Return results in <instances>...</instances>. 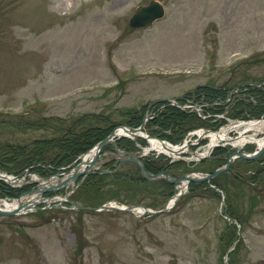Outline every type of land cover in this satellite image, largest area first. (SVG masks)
I'll list each match as a JSON object with an SVG mask.
<instances>
[{
  "label": "rangeland",
  "instance_id": "rangeland-1",
  "mask_svg": "<svg viewBox=\"0 0 264 264\" xmlns=\"http://www.w3.org/2000/svg\"><path fill=\"white\" fill-rule=\"evenodd\" d=\"M153 1L164 5L165 17L133 29L136 9ZM158 99L166 101L149 109ZM171 115L183 119L168 127ZM262 115L264 0H0L1 144L65 134L71 141L77 135L68 128L78 121L76 134L113 126L105 140L119 128L146 124V134L188 146L176 158L146 152L144 137L116 136L102 149L100 166L61 192L41 191L55 180L38 176L64 178L76 160L50 163L57 174H13L23 180L11 198L36 197L40 209L51 198L60 207L0 214V264H264V152L239 156L262 148L220 145L199 158L209 139L193 135ZM42 117L64 124L3 122ZM130 153H142L145 170L162 178L145 177L124 157ZM228 161L213 179L181 187L186 175H211ZM180 192L169 212H146L165 210ZM113 202L133 211L103 208Z\"/></svg>",
  "mask_w": 264,
  "mask_h": 264
},
{
  "label": "trees",
  "instance_id": "trees-1",
  "mask_svg": "<svg viewBox=\"0 0 264 264\" xmlns=\"http://www.w3.org/2000/svg\"><path fill=\"white\" fill-rule=\"evenodd\" d=\"M241 106L243 110L247 108L245 104ZM182 119L183 118L181 117V115H179L178 117L171 115L169 117H166L165 124H167L166 126L171 127L177 124L175 120L182 121ZM63 121L64 120L58 117H42L37 122L36 120L32 122L26 119L23 120L22 118L20 120L14 119V121L4 120L3 122L4 124L11 122L12 125L19 123L24 124L26 126L32 125L31 127L33 128H38L41 126L45 128H52L57 123L63 125L64 124ZM79 124L80 123L78 121H75L72 124L73 125L71 127L72 129L68 128L71 131L68 134L73 133L74 135H77L75 136L74 140L71 141L67 140L68 137L67 134H65L63 136L62 135L58 136L59 138L52 137V138L38 139L30 145H15L13 143L11 144L0 143L1 145L0 169L12 174L15 173L18 174L25 168H29L31 171L43 172L44 169L46 168V165H49L50 169L45 171L46 174L48 173L55 174L56 173V171L54 170L55 168H53V166L50 163H54V164L58 163L56 165L59 164L69 165L73 163L79 155L85 153L86 151L91 149L97 142L103 140L105 136L108 135L113 129V126L110 127L108 126V128H100V129L86 128L81 132H77L78 134H76L77 125ZM50 158H52V160L51 162H48ZM91 178L94 179L96 178V176H92ZM262 182L263 181H261L260 184ZM89 186L90 185H88L87 183L85 185V188L88 189ZM2 191L4 193L10 194L16 190L7 189L3 187ZM238 218H240V216Z\"/></svg>",
  "mask_w": 264,
  "mask_h": 264
},
{
  "label": "bare ground",
  "instance_id": "bare-ground-1",
  "mask_svg": "<svg viewBox=\"0 0 264 264\" xmlns=\"http://www.w3.org/2000/svg\"><path fill=\"white\" fill-rule=\"evenodd\" d=\"M62 1V0H60ZM236 132L238 137H231V132ZM118 136L121 137H127V139L130 138V140H136V139H141V137L146 138V140L149 142L150 147L146 150V152H149L150 150H154L157 151L160 154H165L167 156L170 157H180L182 155V153H185L187 151V143H185L184 145H180V146H174V145H170L166 142H163L161 139L148 135L145 132L139 130H129L125 127L120 128L117 132ZM259 133H264V120H255V121H251L249 123H244V122H237V123H233L228 125L227 127H224L222 130H219V132H215V131H197L194 132V135H197L200 138L209 139V144H208V148L204 151V153L198 155V157H206L208 155H211L213 153V150L215 149V147L220 146V145H232L236 148L239 147H244L248 144H255L258 147L262 148L264 146V136H262L261 138L258 136ZM236 135V136H237ZM91 150V149H90ZM86 152L83 156H82V166L80 167V169L78 170V172H82L83 173L85 171H87L86 168L90 167L91 164L90 162L94 161L95 158L99 157L100 155V148L98 146L93 147L91 151ZM258 150V149H257ZM94 166L99 167L100 166V162H97ZM75 171H71L68 172L64 175V178L61 176H55L52 178L48 177V178H43L42 176H39L41 179H52L55 181H49L48 183H44L46 186L42 189V191H47V189H58L61 185H63L62 188H64V186H67L72 183L73 181H71L73 175H74ZM37 174V173H35ZM40 174H44L47 175L45 172H40ZM190 177H194V178H202L204 177L201 174H189ZM3 178L0 175V180L3 181ZM162 178V177H161ZM71 181V182H70ZM5 182L7 185H11L13 183L14 186H16L14 184L13 181L9 180L8 178H5ZM187 181H182L181 183V187L182 188H186L187 187ZM1 195V194H0ZM174 199L170 202V206L173 205L174 203ZM35 202H37V198H33V197H24L23 200L21 201H8V199L6 197H3L2 199H0V210H9L12 209L14 207H16L18 204H22V207L26 206H30V203L32 204V208L35 205ZM19 206V205H18ZM107 206H118V204L116 203H112L111 205H107ZM26 209V208H24ZM32 210L30 207L28 209V211ZM136 212H143V210L139 207L135 210Z\"/></svg>",
  "mask_w": 264,
  "mask_h": 264
},
{
  "label": "water",
  "instance_id": "water-1",
  "mask_svg": "<svg viewBox=\"0 0 264 264\" xmlns=\"http://www.w3.org/2000/svg\"><path fill=\"white\" fill-rule=\"evenodd\" d=\"M163 16H164V8H163V6L159 2L153 1L148 6H140V7H138L136 9V13L134 14V16L130 20V26L132 28L148 27V26L152 25L153 22H155L156 20L161 19ZM165 100L166 99L154 100V101L151 102V105H153L155 103L163 102ZM114 137H116L115 131H113L105 140H103L102 142H100L97 145L100 148V152L102 151V149L104 148V146L107 143L113 142ZM114 143H116V141H114ZM260 150L261 151H258L255 154H248V155L239 154V156H243L244 155L245 157H247L249 159H254V158L258 157L260 154H262L264 152V146ZM124 157H126L127 160L133 161L136 164H138L140 169H141V171H142V173H143V175L145 177L150 178L152 180H157V179L162 177L160 175L152 176L149 172H147L145 170L144 165H143V161L141 160V157H143L142 153H130L127 156L125 155ZM97 162H99V157L95 158L94 161L90 162V164H91L90 167H93ZM82 163H83V161H81L75 167V172H74V175H73L71 181H75L78 177L82 176L83 174H88V171H85L84 173H83V171L82 172H78V170L82 166ZM229 163H231V162L228 161V164L226 166L216 170L211 175H203L204 177H202V178H194V177H190V175H186L182 181H187L186 183H189V182H202V181L211 180L214 177H216L217 175L221 174L223 171H225L226 168L229 166ZM182 181H181V183H182ZM62 187H63V185H61L58 189H61ZM64 187H67V186H64ZM58 189H56V190H58ZM40 190L42 191V189H40ZM52 190H54V189H47V191H52ZM182 193L180 192L178 195H176L175 196V200H177L181 196ZM77 208L78 209H83V210L86 209V208H83L81 206H78ZM103 208L104 209H109V210L117 209V210H123V211H133V207H130V208L128 207V208H123L122 209V208H117V207H114V206L105 205V206H103ZM168 208H169V206L167 205L165 210L157 211V212H154V211H146V212L151 214V215H155V214H160V213L165 212L166 210H168ZM19 212H20V209H17V210H14V211H5V210L3 211V210H0V214L4 215V216H14V215H17Z\"/></svg>",
  "mask_w": 264,
  "mask_h": 264
}]
</instances>
